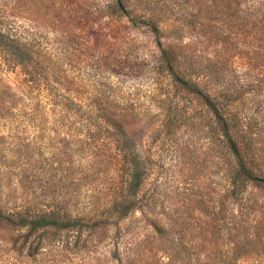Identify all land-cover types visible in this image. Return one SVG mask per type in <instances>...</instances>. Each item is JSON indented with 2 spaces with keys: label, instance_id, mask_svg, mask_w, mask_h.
<instances>
[{
  "label": "rangeland",
  "instance_id": "374dc122",
  "mask_svg": "<svg viewBox=\"0 0 264 264\" xmlns=\"http://www.w3.org/2000/svg\"><path fill=\"white\" fill-rule=\"evenodd\" d=\"M0 22L39 73L0 61V202L107 222L50 232L55 249L22 264H117L114 252L124 264H264V189L230 198L220 131L159 52L172 50L178 75L210 95L250 83L229 109L252 132L264 177V0H0ZM112 133L140 178L123 217L109 208ZM13 235L0 228V240Z\"/></svg>",
  "mask_w": 264,
  "mask_h": 264
},
{
  "label": "trees",
  "instance_id": "16d2710c",
  "mask_svg": "<svg viewBox=\"0 0 264 264\" xmlns=\"http://www.w3.org/2000/svg\"><path fill=\"white\" fill-rule=\"evenodd\" d=\"M116 6L119 7V0H116ZM159 52L165 71L182 89L202 103L209 113L212 123L220 131L225 147L233 160L228 174L230 198L237 202L248 188L264 189V177L260 172H257L253 164L252 132L243 130L245 124L236 117L235 111L229 109L230 105L252 91L250 83H241L238 86L225 85L220 87L218 92L210 95L195 81L185 75H178L176 72L177 57L172 53V50L167 47L161 48ZM0 61L7 68L19 66L30 80H36L38 77L39 73L33 65L28 51L25 50L24 44L1 22ZM244 128H247L246 125ZM109 145L114 151L112 159L116 161L119 172L118 181L113 186L114 197L109 208H113L118 216L123 217L135 208L134 193L140 185L138 166L129 145L119 134H110ZM104 219L106 218L92 220L74 217L48 203L43 205L41 210H33L27 204L17 206L13 202L2 200L0 202V228H7L15 235L8 241L0 240V244L6 248L5 260L0 264H22L23 260L34 259L46 249H55L54 242L59 238L54 241L44 239L47 235H51L50 232L55 234L74 230L76 236L82 229L94 232L107 224ZM152 227L158 237L167 234L158 226ZM209 233L208 231L207 234ZM114 253V256L108 258H113L117 264H124L122 262L125 258L124 254L120 255L122 252ZM125 264H130V262Z\"/></svg>",
  "mask_w": 264,
  "mask_h": 264
}]
</instances>
